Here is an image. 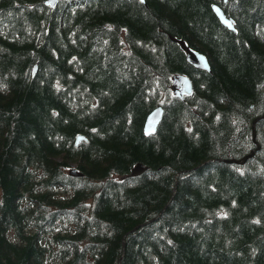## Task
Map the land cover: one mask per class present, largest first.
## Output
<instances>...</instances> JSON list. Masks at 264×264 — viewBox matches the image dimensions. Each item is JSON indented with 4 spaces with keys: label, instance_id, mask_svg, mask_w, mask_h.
Segmentation results:
<instances>
[{
    "label": "trees",
    "instance_id": "16d2710c",
    "mask_svg": "<svg viewBox=\"0 0 264 264\" xmlns=\"http://www.w3.org/2000/svg\"><path fill=\"white\" fill-rule=\"evenodd\" d=\"M263 113L264 0H0V264H264Z\"/></svg>",
    "mask_w": 264,
    "mask_h": 264
},
{
    "label": "water",
    "instance_id": "95a60500",
    "mask_svg": "<svg viewBox=\"0 0 264 264\" xmlns=\"http://www.w3.org/2000/svg\"><path fill=\"white\" fill-rule=\"evenodd\" d=\"M140 2L144 3V0H139ZM57 0H45L46 4H49L50 6H54L56 4ZM212 9L216 16L218 17L219 21L226 26L227 28L234 30V26L232 24V21L230 18H228L221 7L214 4L212 5ZM170 38L179 46V48L184 52L186 60L194 65L195 67L204 69L206 71L210 70V66L207 60V57L201 53L200 51H197L193 48H191L188 43L178 37L170 36ZM172 89L175 96L183 98L184 96H190L193 93V84L192 80L188 75L185 74H174L172 76ZM163 108L162 106L158 105L153 110H151L148 115L145 118L144 124H143V131L146 135L152 134L155 132L158 123L160 122L162 118ZM261 117H264V113ZM260 117L256 118L253 121V128L255 125V122ZM85 137L83 135H78L76 137V143L81 142L84 140ZM259 146L257 145L256 150H258ZM254 154V150H252L248 155L242 157L240 160L238 159H230L227 160L229 163H243L246 161L248 157H251ZM146 167H144L142 164L138 163L136 164L132 169V174H138L145 170ZM70 174L72 175H80L75 171L74 168H71Z\"/></svg>",
    "mask_w": 264,
    "mask_h": 264
}]
</instances>
